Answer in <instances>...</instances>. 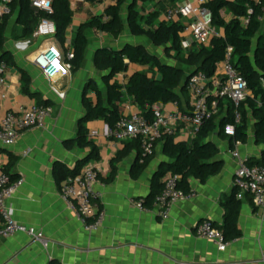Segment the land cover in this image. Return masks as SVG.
Segmentation results:
<instances>
[{
    "label": "crops",
    "instance_id": "0c3cea01",
    "mask_svg": "<svg viewBox=\"0 0 264 264\" xmlns=\"http://www.w3.org/2000/svg\"><path fill=\"white\" fill-rule=\"evenodd\" d=\"M109 4V0H71L73 20L66 32L70 51L80 27L92 17L102 15ZM168 7L165 1L159 5L157 1L139 2L142 15L160 8V20ZM122 15L126 22V8ZM16 17L15 14L9 20L5 49L31 76L35 97L22 92L19 67L7 66V96L3 99V108L8 111L46 100L54 112L43 127L21 132L13 146L0 145V170L9 164L10 155L16 158L12 172L23 179V184L8 200V207L18 222L42 232L48 245L34 242L23 233L10 238L0 237V264H49L52 260L61 264H264V207L256 206L249 194L239 199L234 185L239 163L232 152L238 149L242 157L248 158L261 157L264 150V145L256 143L253 120L246 143H240L235 148L231 147L229 138L213 137L220 148L222 170L206 182L191 179V190L196 196L177 202L166 220L160 218L156 210L140 209L131 201L151 193L154 174L161 163L168 160L163 155V142L157 144L154 158L138 177L133 176L138 153L132 150L120 162L114 163L115 177L110 181L113 159L134 141L116 142L106 136L107 124L104 120L86 123L89 133L92 130L99 132L97 137L88 138L97 144L100 151V159L90 163L99 170L96 187L103 193L100 203L105 212L101 228L89 231L86 223L62 199L60 186L66 178L64 167L74 169L90 153V148L80 146L76 139L85 113L84 95L96 100L92 90L94 84L106 95L104 72L96 67L94 57L100 48H120L127 42L147 43L143 37L134 36L129 30L126 31L135 40L127 39L124 35L126 31L115 39L109 34L88 29L89 45L83 66L70 76H58L50 82L34 59L49 45L61 48L56 36L24 37L22 26L16 24ZM182 46L184 50H189L197 48V43L190 33L184 32ZM137 70L147 71L148 67L131 65L128 72L116 75L112 81L125 84ZM52 86L64 93V97H60ZM181 100L179 106L187 112L190 109L187 92ZM120 105V110L123 105H130V111L140 112L129 96H125ZM165 107L169 110L174 108L173 103L165 104ZM181 129L174 136L175 140L191 143L195 137L188 125L184 124ZM234 192L241 201L238 225L242 235L229 241L225 251H220L211 240L199 237L196 228L203 220L221 226L225 221L224 203Z\"/></svg>",
    "mask_w": 264,
    "mask_h": 264
},
{
    "label": "trees",
    "instance_id": "16d2710c",
    "mask_svg": "<svg viewBox=\"0 0 264 264\" xmlns=\"http://www.w3.org/2000/svg\"><path fill=\"white\" fill-rule=\"evenodd\" d=\"M96 1V0H89ZM102 15L92 17L84 23L76 33L72 52L74 59L72 72L78 71L84 64L86 51L89 45L88 29L119 38L124 31L137 37H147L154 46H167L174 51L175 57L186 65L182 66L163 62L159 55L150 51L142 43L127 42L120 48L104 47L97 50L94 62L96 67L104 72L103 81L106 86V95L96 85L92 86L96 100L84 95L83 104L85 113L82 116L77 141L82 147H89L88 156L80 160L74 169L64 167L66 178L75 176L92 160L100 159L97 144L90 140L86 123L101 119L109 127H114L122 118L120 104L125 96L132 98L139 107L141 114L152 117L154 104H181L182 96L187 92L186 80L190 73L205 72L209 77L215 75L217 65L225 59L227 47H234L233 62L235 67L246 78L250 94L238 108L242 113L241 122L236 125L235 135H228L225 127L235 124L236 106L228 100H220L219 111L207 120L197 132L191 143L176 141L174 136H164L163 155L168 159L163 161L152 178L151 193L145 197L144 205L151 209L155 196L163 188V179L168 173L181 176L179 188L188 193L191 190V179L206 182L210 177L222 170L223 161L220 159V148L213 140L214 136L229 138L230 145L235 148L237 143H246L248 131L253 120L256 143L264 145V0H209L206 4L212 12V25L223 31L221 36L212 38L209 45H197V48L184 50V25L181 22L167 23L160 20L161 10L150 11L142 15L139 2L157 5L165 1L168 6L178 0H109ZM2 0H0V3ZM11 13L0 16V63L7 66L19 67L13 54L5 49L8 23L13 15H17L16 24L22 26V36H31L35 32L40 20L44 17L51 19L56 26V38L65 56L70 52L67 46L66 32L73 20L71 0H53V13L48 15L36 11L31 0H11ZM126 8L127 19H123L122 12ZM229 17H226L228 16ZM16 38H20L16 35ZM148 67L147 71L133 72L125 84L112 81L120 73L128 72L131 65ZM22 76V92L35 97L32 90V79L29 73L20 68ZM152 74L150 77L149 75ZM50 105L49 101H43ZM132 150L138 153L133 167V176L138 177L149 165L155 154L144 164L139 163L141 154L140 141L136 140L120 151L113 159L112 173L108 180H113L116 172L115 162H120ZM249 165L264 164V150L261 157H248ZM16 158L10 155L9 164L3 170L10 175L12 181L18 180L12 170ZM65 178V179H66ZM225 221L217 227L222 230L228 241L239 238L242 232L238 225V216L241 211V201L236 198V192L228 197L224 203ZM49 264H61L52 260Z\"/></svg>",
    "mask_w": 264,
    "mask_h": 264
},
{
    "label": "built area",
    "instance_id": "2783aa9c",
    "mask_svg": "<svg viewBox=\"0 0 264 264\" xmlns=\"http://www.w3.org/2000/svg\"><path fill=\"white\" fill-rule=\"evenodd\" d=\"M11 0H2L0 3V16L9 15ZM106 1V0H100ZM209 0H181L169 6L163 13L162 20L167 23L181 22L184 32L190 33L197 45H209L212 38L221 36L222 31L212 25V12L206 7ZM32 6L38 11L48 15L53 13V0H31ZM263 20V18H262ZM34 37H54L56 35L55 23L44 17L40 20ZM234 47L228 46L226 56L218 63L214 76L209 77L205 72L199 71L187 81L190 109L182 111L178 102H173L172 110L166 109L165 104L157 103L152 107V117L148 118L140 112L130 111V105L122 106V118L114 127H105V135L116 142L140 141L141 154L139 163L144 164L156 152L158 141L164 136H175L184 124L188 125L190 133L196 136L203 124L219 111L220 100H228L236 106L235 124L225 127L228 135H235L236 125L242 120V113L238 109L250 94L246 78L235 67L233 62ZM74 52L65 56L63 50L56 45H49L34 59L36 66L50 81L58 76H70ZM6 63H0V145L13 146L21 132L33 128L43 127L46 119L52 116L54 110L51 105L32 103L28 106H19L16 109L5 111L3 99L6 98L7 85ZM53 90L60 96L55 86ZM99 135L98 130L89 133L91 138ZM240 143H237L238 145ZM233 156L238 160L239 166L234 177L237 196L242 199L244 195H251L258 207H264V164L249 165L247 158L241 156L235 149ZM181 176L168 173L163 179V188L155 196L151 209L144 205L145 199H131L140 209L156 210L160 218H170L173 206L184 199L196 196L195 191L186 193L179 188ZM99 170L93 163H88L81 172L75 176L67 177L60 186V195L75 214L86 223L89 231L94 232L101 228L105 220V212L101 208L100 199L103 196L97 189ZM23 184V179L12 181L10 175L0 170V216L2 226L0 237L10 238L16 234L28 235L34 242L48 245V240L42 232L26 224L18 222L8 207V200L14 196ZM199 237L211 240L220 251H225L229 241L222 230L217 228L210 220H203L196 228Z\"/></svg>",
    "mask_w": 264,
    "mask_h": 264
},
{
    "label": "rangeland",
    "instance_id": "374dc122",
    "mask_svg": "<svg viewBox=\"0 0 264 264\" xmlns=\"http://www.w3.org/2000/svg\"><path fill=\"white\" fill-rule=\"evenodd\" d=\"M127 34V35H126ZM128 31H126L124 33V35L126 36L127 39H132L135 40L134 37L131 36V34ZM144 41H146L147 43V47L150 51H154L155 53H157L159 55V58L161 59V61L163 62H167V63H171L177 66H182L184 67L186 70H189V68L183 64L182 61H180L178 58H176L175 53L173 50H171L169 47L167 46H160V47H156L154 46L151 42H149V39L147 37H143Z\"/></svg>",
    "mask_w": 264,
    "mask_h": 264
},
{
    "label": "water",
    "instance_id": "95a60500",
    "mask_svg": "<svg viewBox=\"0 0 264 264\" xmlns=\"http://www.w3.org/2000/svg\"><path fill=\"white\" fill-rule=\"evenodd\" d=\"M197 72H199L198 70H196L195 72H193V73H190L189 74V76H188V79L186 80V83H187V81L189 80V78L192 76V75H194L195 73H197Z\"/></svg>",
    "mask_w": 264,
    "mask_h": 264
}]
</instances>
